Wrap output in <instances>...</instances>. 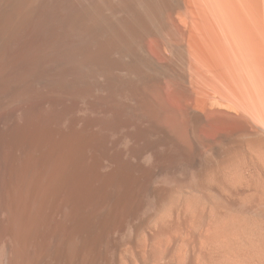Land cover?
Wrapping results in <instances>:
<instances>
[{
    "label": "bare ground",
    "instance_id": "obj_1",
    "mask_svg": "<svg viewBox=\"0 0 264 264\" xmlns=\"http://www.w3.org/2000/svg\"><path fill=\"white\" fill-rule=\"evenodd\" d=\"M0 264H264V0H0Z\"/></svg>",
    "mask_w": 264,
    "mask_h": 264
},
{
    "label": "rangeland",
    "instance_id": "obj_2",
    "mask_svg": "<svg viewBox=\"0 0 264 264\" xmlns=\"http://www.w3.org/2000/svg\"><path fill=\"white\" fill-rule=\"evenodd\" d=\"M1 239V238H0ZM1 243V242H0Z\"/></svg>",
    "mask_w": 264,
    "mask_h": 264
}]
</instances>
